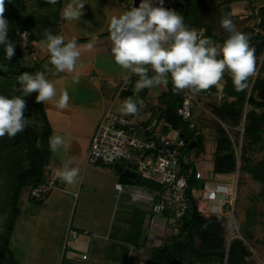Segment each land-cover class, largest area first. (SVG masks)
Masks as SVG:
<instances>
[{
  "label": "trees",
  "instance_id": "1",
  "mask_svg": "<svg viewBox=\"0 0 264 264\" xmlns=\"http://www.w3.org/2000/svg\"><path fill=\"white\" fill-rule=\"evenodd\" d=\"M193 1L189 0L185 14V7L181 12L185 25L204 28L203 37L214 39L215 44L218 42L223 44L225 40L216 38L209 24L212 21L211 16L214 18L216 15L214 10L218 12L219 8L214 9V15H211L201 6L205 0H196L200 3L198 5H193ZM64 2L65 0H59L56 5H51L47 0H5L4 17L10 25L9 39L16 45L15 55L10 61L5 59L3 48H0V93L10 97L19 95L20 92L17 90L20 85L16 78L25 73L34 75L40 72L39 67L30 65L26 58L32 52L33 43L44 42L45 29L50 30L53 35H58ZM220 8L223 9V5ZM257 12V15H254L258 18L257 31L248 35L250 46L255 49V77L249 78L246 89L237 91L229 74L225 73L221 80L223 86L221 101L216 102L214 97L210 96L205 98L203 107L213 117L214 122L215 147L212 156L214 178L220 183H230L239 169L261 186L259 193L261 196L264 195V158L254 163L249 156L255 148L264 151V5ZM191 13L196 14L199 19L194 24L188 22ZM23 33H27L24 38ZM167 89L168 93L160 100V104L164 106L161 118L165 126L162 134L174 130L186 139H193V142L182 151L183 156L180 159V172L187 178L191 204L183 216L173 225H168L165 232L170 233V237L167 241L149 249L146 264H249L247 261L249 251L243 240L249 239L247 231L243 230V239L236 237L228 243L226 240L228 218L224 215L204 216L198 210L199 197L205 185L198 179L195 165L186 163L184 157L190 149L200 150L202 136L198 134L197 126L191 131L177 116L181 96L173 90L171 83ZM209 90L216 93L217 87L212 86ZM259 94L263 95V99H257ZM36 95L37 93L33 92L24 97L26 102L24 118L29 119L25 130L14 138L7 136L0 138V225L3 228L0 237V260L10 245L15 223L21 211L19 203L24 191L27 189V201L35 204H42L49 196L48 194L42 201H36L31 196L32 190L49 180L46 168L51 157L48 144L51 130L42 103L35 100ZM237 129L242 130L244 144L241 147L239 161L229 136V131ZM118 174L123 177L121 170ZM123 181L133 183L138 193L142 191L143 195L145 192L144 198L140 195L135 196L136 199L131 204L129 228L126 232H120L119 236L122 244L111 246L110 260L128 264V248H142L146 245L148 231L144 225L146 219L151 216L161 189L140 176L134 181L123 177ZM54 185L57 187L55 180ZM152 192L156 193L155 196L151 195ZM172 216L174 217V214L170 211L163 213V219ZM248 216L250 217V214Z\"/></svg>",
  "mask_w": 264,
  "mask_h": 264
},
{
  "label": "crops",
  "instance_id": "2",
  "mask_svg": "<svg viewBox=\"0 0 264 264\" xmlns=\"http://www.w3.org/2000/svg\"><path fill=\"white\" fill-rule=\"evenodd\" d=\"M68 2L70 0H65L64 5ZM86 2L87 4L82 9L79 21H68L62 17L58 32V35L65 37V42L76 38L79 43L81 56L75 73H57L50 63L47 64L49 57L43 51L42 46L36 47L37 44L33 52L26 58L29 60L26 62L32 66L39 67L45 63L46 66L40 72H44L49 81L58 90L67 89L70 96L69 106L64 110L58 109L54 101L42 103L51 130V136L59 134L71 137L72 141L66 153V159L71 158L72 166L79 169V177L76 184L67 185L61 182L56 176V171L63 167L65 155L63 153L51 152L46 172L48 179L56 181V193L52 196L49 195V198H51L50 206L44 210L45 216L42 214L44 221L41 223V227L43 229L37 233L32 226L31 231L33 235L30 239L35 241V239L40 238V242L37 240L38 243H33L34 247L30 248L31 250L34 248L33 253L38 255L35 259H38L39 255H43L42 253L46 251L49 255L46 259L49 260L51 258L53 264H62L63 261L65 264H119L110 260L112 254L111 246L122 244L119 236L129 228L131 204L136 199L135 196L140 195L144 198L145 192L142 195V191L138 193L133 183L123 181L125 171L134 172L133 165L125 163V166L122 168L121 163L114 167L89 165L87 163V154L92 137L106 112L112 110L115 114L137 123L141 129L139 132L141 136L161 134L165 126L164 120L161 118L164 106L160 104V100L165 94V91H163L164 87L157 86L149 88L144 92H137L134 84L128 92L119 95V88L126 77L134 76V74H131L128 70L121 69L112 62L109 54V22L113 16H118L127 11L129 5L124 4L122 0H86ZM221 5H223L224 10L220 8ZM263 5L264 0H219L217 2L219 21L215 22L212 19L209 23L212 26L213 35L219 39L226 40L228 38L229 33L221 27V21L224 18H230L238 31L247 35L255 34L258 18L252 12L259 10ZM225 9L227 10L225 11ZM219 27L223 30L221 31ZM216 44L222 45L221 42ZM152 74L151 72L149 73V75ZM74 75H79V83H73ZM129 98L138 104L139 111L136 114H125L119 110L123 102ZM140 101H143V103L140 104ZM152 104L157 105L162 113L160 112L159 118L151 124V117L153 115L148 106ZM143 112H148L147 117H150V120L147 118L146 120H139L141 118L140 113ZM197 131L201 135L200 131ZM169 133L176 134V131L170 130ZM206 136L205 138L202 136L203 143L199 151L193 149L191 156L188 157L186 154L184 157L186 163L195 165L199 180L201 178V171L205 172L204 168L208 167V172L211 173L213 169L212 156L215 144L212 150ZM200 153L204 158L205 156L206 158L208 157L211 163L203 158L199 160L198 155ZM99 167L110 168L112 176H115L116 183L113 190L118 195L119 201L117 203L120 206L113 210V213L115 212L113 220L111 218L108 223V220H106V224L104 225L96 224V226L103 228L101 231L95 230L92 227H85L81 223H76L74 226L73 209L75 203L69 197L76 196V191L82 186L81 183L84 182L85 177L90 175V173L92 175ZM119 170L123 172V177L118 174ZM212 179L215 186L221 188L222 192H225V187L229 186V183L223 184L218 180L215 181L213 174ZM93 180L92 177V183ZM130 180L134 181L136 179ZM117 184L122 186L121 191L116 190L115 186ZM155 194V192L151 193L154 196ZM209 194V202L212 204V200L215 197L213 193ZM225 196L221 194V198H225L226 201ZM164 220L163 216L160 220L158 219V223L154 225L153 232L150 233L151 236L148 237L145 247L128 248V264H144L141 262L142 256L136 253H141L143 248L146 249L144 252H147L148 248L155 246L153 244V236L157 235L160 237L168 229L165 226ZM144 228L149 231L148 219H146ZM158 228H160L159 231L161 229L164 231L162 235L157 232ZM68 230L76 232L78 238L76 240L70 238L66 240ZM152 233L154 234L153 236ZM43 245H46L44 250ZM117 251H119L118 248Z\"/></svg>",
  "mask_w": 264,
  "mask_h": 264
},
{
  "label": "clouds",
  "instance_id": "3",
  "mask_svg": "<svg viewBox=\"0 0 264 264\" xmlns=\"http://www.w3.org/2000/svg\"><path fill=\"white\" fill-rule=\"evenodd\" d=\"M58 2L47 0L51 5ZM4 3L5 0H0V48L10 61L16 44L9 39L10 25L4 17ZM85 4L86 0H70L62 9V17L79 21ZM162 4L163 0H160L161 6H154V0H141L138 7L113 16L109 22L110 57L116 66L138 77L136 91L167 87L171 83L177 94L185 89L199 93L212 86L219 87L225 73L230 75L237 91L246 89L256 63L255 49L250 46L248 35L238 31L230 18H224L221 27L229 36L222 45L215 44L196 29L187 27L179 13L165 9ZM43 36L42 49L56 72L75 73L81 56L77 39L65 42L63 35H53L48 29ZM150 72L153 74L149 75ZM16 79L20 85L19 95L10 97L0 93V138H14L25 130L29 119L24 118V97L33 92L37 93V103L54 101L61 110L69 106L68 90H58L44 72L25 73ZM73 83H79V75L73 76ZM119 110L136 114L139 108L137 102L129 98ZM71 141V137L59 134H53L48 140L52 153L65 155L64 165L57 169L56 176L67 185L76 184L79 177V169L72 166V159H66Z\"/></svg>",
  "mask_w": 264,
  "mask_h": 264
},
{
  "label": "rangeland",
  "instance_id": "4",
  "mask_svg": "<svg viewBox=\"0 0 264 264\" xmlns=\"http://www.w3.org/2000/svg\"><path fill=\"white\" fill-rule=\"evenodd\" d=\"M218 1L219 0H205L201 6H203L204 10L210 12L211 15H214L213 10L217 8L216 3ZM122 2L129 5V0H122ZM198 4L200 3H198L196 0L193 1V5ZM214 11L216 15L214 18L213 16L211 17L213 20H215V22H217L220 18L219 12H216V10ZM197 21H199L197 15H192L191 13L188 18L189 24H194ZM206 21L208 20L206 19ZM189 28H194L199 33H201L202 36L204 35V28ZM222 30L223 29H221V31ZM211 41L215 42L214 39ZM43 43L44 42L37 43L36 47L42 46ZM47 64H49V60ZM45 66V63L41 64L38 70L41 71ZM254 77L255 73L251 76V78ZM163 91L168 93V89L166 87L163 88ZM257 99H263V95H257ZM148 107L150 108V111L153 115V117H151L152 124L154 120L159 118V114H161L162 111H160L157 105L154 104L149 105ZM147 115L148 112L140 113L141 118H139V120H146V118L149 119L150 117H147ZM194 117L195 124L198 127L201 136H204L205 138V136L208 135L206 138L209 140L212 147L211 149L213 150L215 144L213 117H211V115L205 111L204 107H195ZM241 134V129L229 131V136L233 141L236 158L238 161L240 159L241 147L244 145ZM202 143L203 141H201V144ZM193 149H190L187 152L188 157L192 155ZM249 156L254 163H257L263 160L264 151H258L257 148H255L252 150ZM198 158L199 160L202 158L206 159L211 163L208 157L206 158L205 156L204 158L201 153L198 155ZM125 163L126 162L121 163L122 168L125 166ZM126 164L128 165L129 163ZM207 168L208 167L204 168L205 172L202 170L200 175V182L205 186L198 202V210L204 216L224 215L228 218L229 223L226 232V240L228 243L236 237L243 239V230L247 231L249 239L243 240L247 250L249 251V256L247 258L248 263L264 264V195H259L261 186L255 183L249 176L240 172L238 169L233 180L229 183V186L225 187V192H222L221 188L215 186L213 183L212 173L208 172L209 168ZM92 177L94 179L93 183ZM115 183L116 179L115 176H112L110 168L99 167L97 171L93 172L92 175L90 173V175L85 177L84 182L81 183L82 186L76 191V196L69 197L75 203L73 209L74 226L76 223H81L85 227H92L95 230L101 231L103 228L96 226V224L104 225L106 224V220H108L107 223L111 220V218L113 220V215H115L113 210L120 206V204L117 203V201H119L117 198L118 195H116L113 190ZM216 188H218V190ZM55 190H53L49 195L52 196L54 193H56ZM197 190L198 189H196V191ZM209 193H213V196L215 197V199L212 200V204L209 202ZM221 194L226 195L225 197L227 202L225 201V198H221ZM49 197L50 196H48V198L42 204H35L27 201V189L24 191L19 203L21 211L15 223V231H13L10 245L6 250L5 255L3 254V259L0 260V264H53V260H51V258L49 260L46 259L49 256L46 251L44 253L41 252L43 255H39V258L35 259L38 255L33 253L34 248L32 250L31 248L34 247L32 245L33 243L37 244L38 241L40 242V238L35 239V241L30 239V237L33 235L31 231L32 226L34 227L33 229L37 231V233L43 229L41 227V223L44 221L42 214L45 216L44 210L50 206L51 198ZM248 214H250V217ZM2 229L3 228L0 225V237L2 236ZM159 230L160 228L157 229V232L162 235L164 231H162V229L161 231ZM151 232L153 231H148L147 237L151 236ZM153 235L154 234L152 233V236ZM169 237L170 233L168 232H165L160 237L154 235L153 244L155 246H159L163 241H167ZM45 246L43 245V250ZM150 248L147 249V252H144L146 249L143 248L141 253H136L137 255L142 256L141 262L144 264L148 258V250Z\"/></svg>",
  "mask_w": 264,
  "mask_h": 264
},
{
  "label": "built area",
  "instance_id": "5",
  "mask_svg": "<svg viewBox=\"0 0 264 264\" xmlns=\"http://www.w3.org/2000/svg\"><path fill=\"white\" fill-rule=\"evenodd\" d=\"M188 1L163 0L162 6L181 15ZM135 3L138 7L141 0H129L128 10L135 7ZM154 6H161L160 0H154ZM257 13V10L252 12L253 15H257ZM22 37L24 38L25 35L23 34ZM23 46H25L24 43ZM32 46L34 49L36 43H33ZM127 78V82L124 81L119 88V95L128 92L138 80L136 75ZM216 87V93H212L209 89L202 93L201 91L193 93L188 89L179 92L182 101L181 106L177 109V116L189 126L191 131L196 129L194 108H203L205 98L210 96H213L216 102L221 101L223 86ZM147 89L149 88L140 92ZM140 130L134 121L108 110L92 137L87 154V163L89 165L114 167L126 162L134 166V172L137 176L160 187L159 199L153 206L151 216L148 218V228L153 231L154 225L158 223V219L160 220L164 211H170L174 214V217L164 220L165 226L168 227L183 216L190 207L188 181L186 176L180 172V159L183 156L182 151L193 142V139H186L178 132L176 134L161 133L153 136H141ZM56 188L54 179H49L44 185L32 190L31 196L36 201H42ZM115 188L118 191L122 190L120 184H117ZM69 238L76 240L78 235L76 232L68 230L66 240Z\"/></svg>",
  "mask_w": 264,
  "mask_h": 264
},
{
  "label": "water",
  "instance_id": "6",
  "mask_svg": "<svg viewBox=\"0 0 264 264\" xmlns=\"http://www.w3.org/2000/svg\"><path fill=\"white\" fill-rule=\"evenodd\" d=\"M188 2H189V1H188ZM188 2H187V4H186V6H185L184 14L186 13V9H187V7H188ZM134 5H135V7H136V3H135ZM166 101H168V99H166ZM124 176L127 177V178H130V179H136L137 174H136L135 172L125 171V172H124Z\"/></svg>",
  "mask_w": 264,
  "mask_h": 264
}]
</instances>
